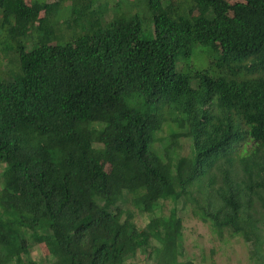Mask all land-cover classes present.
Here are the masks:
<instances>
[{"label": "trees", "instance_id": "16d2710c", "mask_svg": "<svg viewBox=\"0 0 264 264\" xmlns=\"http://www.w3.org/2000/svg\"><path fill=\"white\" fill-rule=\"evenodd\" d=\"M184 215L264 264V0H0V264H199Z\"/></svg>", "mask_w": 264, "mask_h": 264}, {"label": "rangeland", "instance_id": "374dc122", "mask_svg": "<svg viewBox=\"0 0 264 264\" xmlns=\"http://www.w3.org/2000/svg\"><path fill=\"white\" fill-rule=\"evenodd\" d=\"M30 4L31 0H26ZM56 0H47L48 3H53ZM233 3L238 0H232ZM217 61L215 52L208 47L195 46L192 49L191 56L184 58L179 57L178 70L189 72L191 71H208L210 75L218 74L211 66L214 61ZM7 64V63H5ZM181 64V65H180ZM195 86V83H194ZM170 125V124H169ZM171 130V126H170ZM160 137L168 139L170 131L168 127L162 132ZM182 150L179 153L180 157L189 156L192 151L191 141L183 138ZM101 148V147H100ZM3 169V168H2ZM170 208L158 210L159 218L168 215ZM184 230L182 236V246L186 251V255L195 260L199 264H254L251 261L250 247L242 239L235 238L229 240L226 238L222 230H214L208 224H204L200 219L192 215H184ZM138 226L145 227L147 222L138 219ZM163 225V222H162ZM31 258L41 262V264H50L48 252L45 244L35 246L31 251ZM127 264H148L144 255H139L134 261L130 260Z\"/></svg>", "mask_w": 264, "mask_h": 264}]
</instances>
